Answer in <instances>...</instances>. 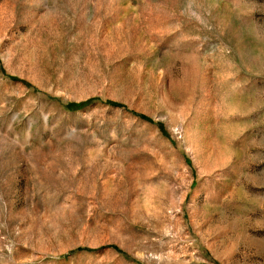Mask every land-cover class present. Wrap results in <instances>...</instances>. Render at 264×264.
Returning <instances> with one entry per match:
<instances>
[{
	"label": "rangeland",
	"instance_id": "374dc122",
	"mask_svg": "<svg viewBox=\"0 0 264 264\" xmlns=\"http://www.w3.org/2000/svg\"><path fill=\"white\" fill-rule=\"evenodd\" d=\"M0 264H264V0H0Z\"/></svg>",
	"mask_w": 264,
	"mask_h": 264
}]
</instances>
